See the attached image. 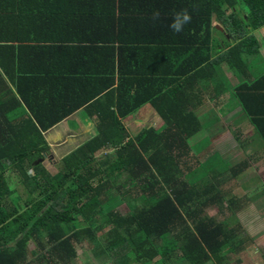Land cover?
<instances>
[{
	"label": "trees",
	"instance_id": "obj_1",
	"mask_svg": "<svg viewBox=\"0 0 264 264\" xmlns=\"http://www.w3.org/2000/svg\"><path fill=\"white\" fill-rule=\"evenodd\" d=\"M217 24L250 51L264 0H0V264H69L85 244L109 264L242 250L236 227L204 214L208 165L193 166L203 100L187 87L213 73ZM146 107L163 127L132 137L125 122ZM79 110L96 133L52 172L45 133Z\"/></svg>",
	"mask_w": 264,
	"mask_h": 264
},
{
	"label": "crops",
	"instance_id": "obj_2",
	"mask_svg": "<svg viewBox=\"0 0 264 264\" xmlns=\"http://www.w3.org/2000/svg\"><path fill=\"white\" fill-rule=\"evenodd\" d=\"M28 5L26 2L25 8ZM215 26L219 32L213 33L216 39L209 51L211 60L215 61L213 73L205 77L201 86L187 87L189 99L194 91L203 100L197 109L203 129L195 141L205 143L194 160L208 165L204 188L211 199L204 207V214L216 223L229 221L230 225H235L237 237H241V233L247 234V239L235 240L245 242L238 245L242 250L232 252L246 256L251 245L259 246L256 238L262 240L264 237V27L250 30L258 45L252 42L250 51L246 45L235 51L232 49L237 42L220 24ZM240 87L245 107L234 93ZM83 112L79 110L46 134L53 131L55 135L64 134L65 131H59L60 127ZM142 112L149 118L155 117L159 124L145 127H163V122L149 107L133 116ZM133 116L125 122L127 128L135 124ZM88 121L95 124L93 119ZM46 140L50 146L48 136ZM79 146H69L65 156ZM224 255V258L229 256Z\"/></svg>",
	"mask_w": 264,
	"mask_h": 264
},
{
	"label": "rangeland",
	"instance_id": "obj_3",
	"mask_svg": "<svg viewBox=\"0 0 264 264\" xmlns=\"http://www.w3.org/2000/svg\"><path fill=\"white\" fill-rule=\"evenodd\" d=\"M84 115L87 116L86 113L83 112L82 114L77 115L76 117L70 119L68 122H66L65 125H62L60 127L61 130L59 129V131L61 132L65 131L64 134L55 135L54 134L55 131H53L49 135L45 133L46 137L48 136V140L50 141L51 147H50V152H48L45 155L46 158L43 162L47 167L51 169L52 172L56 171L55 166L58 164V162L63 157H65L66 151L70 150L68 149L69 146H72V147L79 146L80 144L89 140L90 137L93 136L94 132L96 133L95 124L93 123L89 124L88 120H91V119L85 120L83 117ZM133 117L135 119V124H131L130 126H128V129L132 137L138 134L141 128H144L145 126H152L154 124H157L155 117L149 118V116H147L143 112L142 114L139 113ZM53 134L54 136L52 137ZM49 137H51V139ZM199 142L205 143L203 140ZM102 156H106V153L103 152ZM193 166H196L195 160H193ZM124 176L121 177L118 181H123ZM10 182L13 187L17 188L16 179H14V177H11ZM18 191L23 196V199H26V196L22 188H18ZM120 210L126 212V208L124 206L120 207ZM232 226L235 227V225H232ZM99 235L102 236L100 238L103 239V233H100ZM246 235L247 234L241 233V237H237V238L242 239V240L247 239L249 236L247 235L246 237ZM262 238H263L262 240H259V237L256 238L257 242L259 243V246L253 247L251 245L250 251L249 253H247L246 256H242L240 255V253L238 254L232 253V251L229 250V251H226V254H229V256L226 257L222 262H219L217 264H264V237ZM35 250H36V247L34 245L29 246L30 252L35 251ZM95 254L96 252L94 253L93 251H91V246H89L88 244L79 246L77 259L73 260L69 264H109L107 258H104L103 256L96 257ZM180 255H181V252H180ZM172 263L173 262H171V264ZM154 264H161V263L155 262ZM176 264H185V263L179 260Z\"/></svg>",
	"mask_w": 264,
	"mask_h": 264
},
{
	"label": "clouds",
	"instance_id": "obj_4",
	"mask_svg": "<svg viewBox=\"0 0 264 264\" xmlns=\"http://www.w3.org/2000/svg\"><path fill=\"white\" fill-rule=\"evenodd\" d=\"M159 17V12H156L153 16V19H156ZM191 16L187 13L186 10H182L180 12L174 13L173 16V23L171 25V28L176 31L180 32L183 30V26L187 23H190Z\"/></svg>",
	"mask_w": 264,
	"mask_h": 264
}]
</instances>
